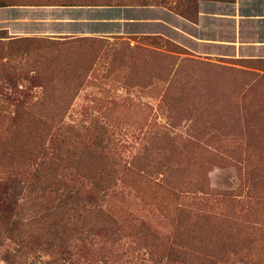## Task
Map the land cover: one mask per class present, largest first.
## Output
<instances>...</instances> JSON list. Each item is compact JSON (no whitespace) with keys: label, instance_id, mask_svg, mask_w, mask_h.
<instances>
[{"label":"rangeland","instance_id":"1","mask_svg":"<svg viewBox=\"0 0 264 264\" xmlns=\"http://www.w3.org/2000/svg\"><path fill=\"white\" fill-rule=\"evenodd\" d=\"M0 1L8 4L3 41L58 38L28 34L35 22H10L26 13L15 8L57 0ZM259 30L250 39L264 37ZM164 33L0 59V148L64 137L66 168L96 166L82 151L90 142L166 177L160 186L118 180L101 203L108 220L80 211L85 199L28 177L29 155L0 151V264H264V79L243 76L264 74V58L246 47L199 60ZM18 100L35 108L16 114ZM182 202L190 214L177 209Z\"/></svg>","mask_w":264,"mask_h":264},{"label":"crops","instance_id":"2","mask_svg":"<svg viewBox=\"0 0 264 264\" xmlns=\"http://www.w3.org/2000/svg\"><path fill=\"white\" fill-rule=\"evenodd\" d=\"M194 1L187 16L178 12L181 2L187 6ZM248 1L173 0V4L166 5L164 0H57L54 4L15 8L26 13L10 22H35L39 25L34 32L22 33L62 40L68 36L117 40L136 36L141 40L165 36L167 32L171 42L195 59L232 58L226 53L238 56L246 47L261 52L254 57L264 58V37L250 39L254 28L264 34V1L250 0L252 7ZM30 10L35 13L28 14Z\"/></svg>","mask_w":264,"mask_h":264},{"label":"trees","instance_id":"3","mask_svg":"<svg viewBox=\"0 0 264 264\" xmlns=\"http://www.w3.org/2000/svg\"><path fill=\"white\" fill-rule=\"evenodd\" d=\"M35 1V0H33ZM218 1H234V0H218ZM195 2V1H194ZM181 2L180 7H178V12L181 15L187 16V10L192 8V4L183 5ZM5 1H0V7L7 6ZM35 5V4H33ZM185 9V10H184ZM6 32H0V44L3 47L0 52H3V57L7 61H13L15 56L24 57L31 54L32 51L40 54H51L55 49L59 52L62 47L63 50H73L81 47H89V42H94L95 44L105 45V40L101 38H72L70 36L62 38H37V37H25V38H14L10 41H3L8 38ZM78 44V45H76ZM18 55V56H17ZM19 64H22L21 62ZM15 69L18 70V63L14 65ZM258 70V69H257ZM258 71H263L262 69ZM4 68L0 70V75H3ZM246 78H251L255 81V84L264 79V74L255 73V71H245L243 74ZM251 88V87H250ZM242 98H245L248 94V90L241 93ZM28 101H16L14 106L15 113L30 114L35 108L34 104H29ZM19 121V115L11 119L10 129L17 128V123ZM7 128V129H9ZM3 140H0L2 142ZM59 142H65L63 139L57 136L53 137L47 135L43 139H40L39 144L36 147L22 148L17 143L9 147L0 148L1 153L5 158L13 159L17 154H27L29 155V166L27 168L28 177L33 179L46 180L48 188L52 189V193L62 190L65 193L77 196V198L85 199L90 204L79 208L80 211L89 208L88 212L93 214H98L105 217L108 220L112 219V216H107V212L102 209L101 203L104 196L111 193L117 186V181L123 179L124 176H131L133 180L143 181L145 183H155L156 186H160L165 181V175H162V179L159 180L158 173L149 172L150 166L145 164L141 166L136 164L134 160L130 162L129 165L122 161L121 157H112L108 153L99 149L94 143H83L82 151L90 156L91 161L95 162L96 166L90 165L89 168H66L62 164V158L60 157ZM100 164H103L102 166ZM151 174V175H150ZM158 181V182H157ZM102 196V197H101ZM181 199V198H179ZM92 201V202H91ZM184 202V201H183ZM178 205V210L184 213L190 210V205L187 207L186 202ZM192 210L188 214L191 213ZM199 211V210H198ZM200 212V211H199ZM201 213V212H200Z\"/></svg>","mask_w":264,"mask_h":264}]
</instances>
